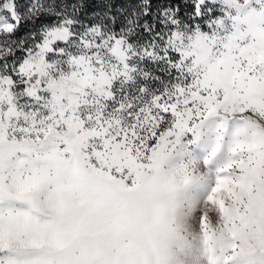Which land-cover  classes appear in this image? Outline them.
Segmentation results:
<instances>
[{"label":"snow or ice","instance_id":"snow-or-ice-1","mask_svg":"<svg viewBox=\"0 0 264 264\" xmlns=\"http://www.w3.org/2000/svg\"><path fill=\"white\" fill-rule=\"evenodd\" d=\"M0 264H264V0H0Z\"/></svg>","mask_w":264,"mask_h":264}]
</instances>
